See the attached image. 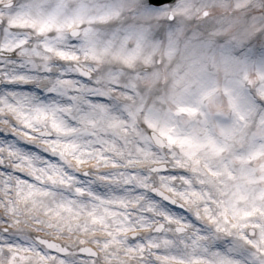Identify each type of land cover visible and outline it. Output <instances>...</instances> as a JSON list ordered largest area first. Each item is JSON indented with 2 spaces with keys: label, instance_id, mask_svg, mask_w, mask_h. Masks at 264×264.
Segmentation results:
<instances>
[{
  "label": "clouds",
  "instance_id": "9594fccd",
  "mask_svg": "<svg viewBox=\"0 0 264 264\" xmlns=\"http://www.w3.org/2000/svg\"><path fill=\"white\" fill-rule=\"evenodd\" d=\"M18 12L29 14L10 24ZM49 15L60 27L40 32V22ZM5 47L33 75L35 86L25 89L34 94L32 103L73 104L69 96L85 95L76 90L81 84L106 95H87L93 104L81 101L71 115L60 113L69 126L83 130L64 139L82 145L93 141L87 145L92 151L77 150L61 161L43 146L25 143L19 131L23 120L7 106L16 97L7 93V77L0 71V96L6 100L0 106V135L16 131L11 138L17 143L61 163L105 197L122 196L127 207L105 214L103 224L81 215L78 222L87 223L88 230L70 232L50 225L58 223L52 214L57 203L74 196L71 188L45 185L55 195L37 197L42 202L36 204L17 200L16 213L7 206L14 193L0 191V229H11L9 235L47 236L73 250L83 240L96 252L84 264H264V155L244 159L252 152L264 153V0H0V48ZM60 49L76 58L61 57ZM11 51L5 54L11 56ZM65 76L79 83L75 88L61 84ZM52 87L68 93L45 91ZM193 108L194 113L181 111ZM164 133L187 137L192 144L171 143ZM209 137L229 149L213 154L206 143ZM100 155L107 159L101 161ZM193 159H199L200 171H193ZM223 162L229 163L234 179L209 182L207 167ZM0 165L16 168L18 175L30 171L6 150L0 152ZM101 175L110 179L102 181ZM182 176L192 184L186 185ZM224 179L227 184L219 183ZM241 182L244 193L233 196L230 186ZM188 188L203 198L189 194L185 199L181 193ZM153 189L183 207L168 204ZM165 207L184 218L183 232L160 214ZM158 225L164 230L157 231ZM109 240L105 248L103 242ZM149 240L160 248L148 246ZM164 255L169 257L166 262Z\"/></svg>",
  "mask_w": 264,
  "mask_h": 264
},
{
  "label": "snow or ice",
  "instance_id": "6c2138e0",
  "mask_svg": "<svg viewBox=\"0 0 264 264\" xmlns=\"http://www.w3.org/2000/svg\"><path fill=\"white\" fill-rule=\"evenodd\" d=\"M151 3V0H149ZM29 13L18 12L16 17L9 20L10 24L16 23V18ZM75 19V18H74ZM55 25V17L49 15L46 19L42 20L39 24V31L45 32L51 29ZM60 27V25H55ZM69 27L72 25L69 24ZM76 31L73 35H76ZM57 39H60L58 37ZM6 51H11L10 49L0 48V71L7 77L4 81L6 85V91L8 94L16 97V103H8V107L13 110L18 118L23 120V127L19 130L20 134L25 138L26 144H34L37 148L43 146L44 152H50L54 156H59L61 161L65 157L73 152L79 150L82 153H87L92 151L87 145L92 144L93 141H88L87 144H83L78 140H68L64 137L75 136L81 129L69 126L67 120L60 115V113H67L71 115L73 107H78L81 101L88 104H93L92 101L86 99L87 95H98L104 96L100 90L91 88L88 85L81 84L78 91H83L84 96H69L68 99L72 100L73 104L60 103L56 100L49 102L39 101L32 103L35 96L32 92L26 91L25 89L34 87L31 84L33 75L30 71L24 69L23 64H18V62L12 57L15 56V52L11 51V56L6 55ZM61 57H66L69 59H75L73 53L66 51L64 49L58 50ZM10 67V71L6 70V67ZM81 75L88 77V73L81 72ZM60 83H70L75 86L79 83L72 77L65 76L60 79ZM45 91L56 92L57 95H67V89H61L58 87L45 88ZM6 102L4 96H0V106ZM98 106V105H94ZM25 108H29V111H24ZM181 111H191L195 112L196 109H181ZM44 125V127H38L37 125ZM15 129V125H13ZM55 134V138H53ZM95 135V133H93ZM167 136L169 142L180 144L189 143L192 141L187 137H174L168 133H164ZM17 132L12 131L8 136L0 135V152L6 150L8 153L13 154L17 157L19 161L25 162L30 171L25 175H18L17 169L12 166L0 165V191L9 195L7 201V206L9 211L16 213L19 212V206L16 203L17 200L28 201L31 200L33 204L40 203L37 197L46 195H55L52 188L46 187L45 185H51L55 187L56 185H63L65 188H71L74 193L73 197H63L56 205V208L52 210V214L57 218L58 223L56 225H50L55 227H66L70 232L77 229L81 231L88 230V224H80L79 217L81 215H86L90 218L91 223H101L105 222L106 215H115L121 213L123 209L127 207V201L122 197H116L113 194L112 197H105L103 194L97 192L88 183L79 180L63 168L61 163L48 159L47 156L43 155L40 151H34L31 148H26L23 145L17 143L16 139L11 137H16ZM103 142V141H99ZM209 146V150L215 154L220 155L229 149L227 143H217L213 137H209L206 141ZM203 145L197 144L196 147H202ZM264 155L259 151L252 152L251 154L244 157L245 160H259L260 157ZM189 156H194V153H189ZM101 161L107 158L103 155L98 157ZM237 159H240L238 156ZM113 166H117L115 160L112 161ZM181 166L183 162H179ZM193 171H200L199 159H193ZM260 167L264 169V164ZM163 173L168 178H174L172 174L167 173L166 170H158ZM87 175L88 173H84ZM207 176L210 178L227 177V179H234L232 169L228 162H223L220 167H207ZM98 179L102 181H108L109 176L101 175ZM181 179L186 185L192 184V179L188 176H182ZM227 179L219 180L221 184H227ZM252 177H248L251 181ZM260 179H264L261 177ZM203 182V181H201ZM141 187L145 185L141 184ZM231 194L233 196H240L244 193L243 184L235 183L230 186ZM155 196H159L160 199L167 201L168 204L178 205L183 207V204H179L178 201L172 197L165 195L163 192L153 189ZM191 194L197 198H203L202 194L195 188H188L186 192H182L181 196L185 199ZM87 197V200L78 199ZM101 212L102 214H97ZM209 210L206 208V212ZM127 213H124L126 215ZM160 214L165 217L169 223H175L177 225V232H183L185 228L184 218L178 213L170 211L168 208H162ZM210 214V213H209ZM245 216L251 215L249 212L244 213ZM2 218V217H0ZM214 219V217H213ZM157 231H163L164 226L158 225ZM12 232L11 229H0V259L3 260V264H84V260L91 258L96 255L93 248L85 245L84 241L81 240L78 248L73 250L70 245L61 243L47 236H42L32 233H21L19 236L15 234L9 235ZM111 236V232H109ZM99 242V241H98ZM112 243L111 240L104 241L103 246L107 248L109 244ZM171 241L165 240V244H171ZM148 246L159 249L160 244L155 243L152 240L147 242ZM133 248L136 247V242L133 241ZM141 251L145 248V242L141 241L138 244ZM77 257L80 259L78 260ZM163 261H167L169 257L164 255L161 258Z\"/></svg>",
  "mask_w": 264,
  "mask_h": 264
}]
</instances>
